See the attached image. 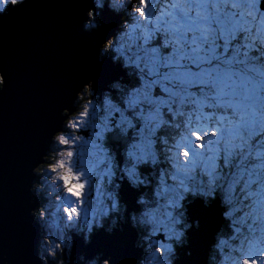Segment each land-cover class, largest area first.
<instances>
[{"label": "clouds", "instance_id": "clouds-1", "mask_svg": "<svg viewBox=\"0 0 264 264\" xmlns=\"http://www.w3.org/2000/svg\"><path fill=\"white\" fill-rule=\"evenodd\" d=\"M29 3L30 0H0V20L11 19ZM90 3L91 7L87 8L81 18L82 29L87 33L98 31L103 27L102 12L105 8L121 16V23L117 26L116 32L100 44L97 59L103 61L110 58L114 64L120 63L124 69H127L129 76H133L132 64L135 63L136 68L140 65L130 61L125 55L121 39L130 29L146 26L149 20L157 15V4H160L159 12L163 11L167 0H163V3H160V0H90ZM260 3L261 0H220L217 6L213 0L211 13L208 12V6L205 4L199 11L198 19L205 21L206 25L196 26L203 29L202 35L206 37L199 47H203L204 44L209 45L206 54L186 61L185 70L179 75L171 71L162 75L163 81L172 82L174 86L176 82H179L180 87L184 89L192 88L194 85H206L207 89L201 90L200 94L203 96L215 94L217 104L209 107L214 112L218 107L223 113L218 117L219 122H213V127L228 140L227 147L230 150L227 152L226 166L230 165L231 158L237 155L242 157L241 164L249 157L258 161L247 169L238 165L239 172L234 180L235 183L229 184L224 190L228 195L219 194L224 208L223 218L226 221L231 220L228 227L232 229L234 224L242 223L249 216L254 219L264 217V207H261L264 206V159H261V154L264 153V10H261ZM233 4L236 7H232ZM191 7L192 5L189 4V8ZM221 15H227L233 20L239 29V34L244 33L243 41L234 44L231 53L228 49L227 34H222L220 37L224 41L222 46L218 42L212 46L213 41L218 40L215 25ZM236 37L237 33L233 32L231 38L235 40ZM250 41H255L254 55L251 54L253 45ZM242 46L247 48L244 55H241ZM169 59L165 57L166 61ZM140 71L143 72V69ZM7 76V70L0 69V94L6 91ZM140 79L143 81L142 76ZM94 83L89 80L76 93L74 110L62 109L61 127L52 132L46 153L42 156L41 162L33 168V174L37 179L32 182L29 191L41 201L30 211L41 231L36 247L37 258L41 264H78V262L112 264V258H103V253H97L91 259H86L81 254L78 260H73L74 242L71 233L75 232L76 235L82 236L84 243L88 244L95 231L104 229L111 233L123 223H128L137 232L135 247L143 250V255L137 264H176L180 259L178 249L186 247L189 243V230L193 226L196 228L200 226L198 220H189L186 202L191 204L192 199L199 197L207 206L211 199L216 198L217 189H221L222 185L210 180L206 184L201 181L199 184L190 185L184 179H180L174 188L165 190L169 192L165 204L160 205L157 200L155 207H149L150 196L158 198L161 193L155 191L153 187L155 172L142 174L140 167L146 163L155 166L158 163L157 157L153 156L151 160L147 156L137 157L125 148L124 161L120 164L115 154L104 147L103 151L106 154L111 153L109 157L111 162L98 187L107 177V189L102 192L104 199L97 200L93 209L92 194L89 195V189L96 181L90 177L82 162L75 158L79 143L85 139L83 130H90L91 136L98 137L102 141H105L106 134L114 130H118L122 137H127L128 129L133 128L134 124L118 105L121 102L126 105L125 111L133 108L136 102H130L128 98L140 91L138 87L116 80L109 85L110 90H115V96L112 91L106 90L101 98L94 92ZM146 83L147 81H144V85ZM155 84L162 85L161 79H156ZM151 87L152 85L149 89ZM164 91L169 92L171 88L165 87ZM192 94L197 93L193 91ZM145 97L147 98V94ZM101 102L105 106H110L114 112L120 113L121 119L113 120L111 125L105 120L104 127L98 123L90 126L93 116L96 117L100 112ZM160 103L165 104L167 101ZM175 119L176 116L173 115V120ZM125 123L127 127L122 126ZM191 129L196 131V136H193L192 130L185 126L181 128L179 138L173 137L174 143L167 148V152L171 153L167 158L174 161L175 169L177 163L188 167L194 159V148H200V144L195 143L192 138L198 141L197 136H203L206 140L212 131V128H204L195 122ZM185 135L192 140L194 148L176 147ZM161 139L168 145L166 138ZM254 139L257 142L255 153L251 144ZM241 149L243 152L240 151ZM185 152L192 155L185 156ZM180 154L183 156L182 160ZM128 158H131V166L128 165ZM185 160L189 161V165H184ZM125 179L133 188L139 189L143 186L152 189L151 193L144 191L138 197L137 204L140 206L138 212H129L127 205L119 197L118 181ZM172 179L176 180L177 176L173 175ZM241 180L243 187L240 189V196H233L231 193L234 191V185ZM189 196L192 199H187ZM244 200L249 201L250 209L245 211L239 220H232L236 209L232 205L238 202L240 206ZM258 207H261L260 213H257ZM160 208H163L162 212ZM224 231L225 227H222L216 234L215 243L208 252L207 264H264V251H258L255 256L247 255L248 245L245 243L247 240L257 249L264 248V229L258 232L253 229L255 234L243 235L238 239L237 244H229V240H237V237L231 235L225 239L222 235ZM233 231L239 233L240 228L237 227ZM225 246L228 247L227 253ZM186 254L191 255V252ZM0 264H9L6 251L0 256Z\"/></svg>", "mask_w": 264, "mask_h": 264}, {"label": "water", "instance_id": "water-1", "mask_svg": "<svg viewBox=\"0 0 264 264\" xmlns=\"http://www.w3.org/2000/svg\"><path fill=\"white\" fill-rule=\"evenodd\" d=\"M88 7L90 0H30L11 19L0 20V69L8 73L6 91L0 94V256L6 251L9 264H41L36 255L39 225L30 214L38 202L29 188L33 168L46 153L52 132L61 127L62 109L74 110L76 93L89 80L100 93L119 75L127 78L119 63L97 60L99 46L114 32L119 16L108 15L105 8L103 27L87 33L81 18ZM260 7L264 9V0ZM118 182L121 201L129 212H137L143 187ZM186 207L189 220L200 226L189 230V243L178 249L176 264H207L225 221L221 199L216 196L206 206L197 197ZM136 237L128 223L110 234L100 229L88 244L73 241V258L103 253L112 264H135L142 254L133 247Z\"/></svg>", "mask_w": 264, "mask_h": 264}, {"label": "rangeland", "instance_id": "rangeland-1", "mask_svg": "<svg viewBox=\"0 0 264 264\" xmlns=\"http://www.w3.org/2000/svg\"><path fill=\"white\" fill-rule=\"evenodd\" d=\"M160 3H163V0H160ZM159 8H160V4H157V14L159 13ZM120 19H121V16L118 17L116 27H117L118 23L120 22ZM254 31H255V29H253V32ZM139 32H140V29H135V31L133 29H130L122 39L125 38L124 41L127 42L129 45L131 43L134 47V40H135V37L139 34ZM243 37H244V33H240L238 36L237 42H242ZM164 38L165 37H164L163 33L155 34L153 36V42L150 43L149 46L150 47H162ZM122 39H121V41H122ZM140 43L142 44V41H140ZM218 43H220L221 46L223 45L222 40L218 41ZM152 44H153V46H151ZM129 49H131V47L127 48V50H124L125 55H127L129 57L130 61L134 62V60H135L134 54L136 52H138V49L134 48L131 51ZM168 50H170V49H168ZM168 50H166V51H168ZM220 50H222V47ZM140 55H143V53L141 52ZM132 68H133V74L134 75L138 74V77H136V78H138V83L136 85L135 84L130 85V82H131V79H130V80H128V82L126 84L129 86L135 85V87L140 88V91L138 93H136L132 97L128 98L129 101H132L133 99H135L136 103H135L133 108L127 109L126 111H125L126 105H124L122 102L118 106L121 108L122 111H124L125 116H128V114L132 113L133 114L132 122H133L134 126L136 124L138 126H135V128L128 129V132L132 137L131 140L129 141L130 143L128 142L129 144H131V146H128L129 144L127 143L128 145H126L124 147V150L126 148L127 151H131L137 157L147 156L149 158V160H151L153 156L157 157L158 163L155 166L151 165L150 163H146L140 167V172L142 174H150V173L155 172L153 187H154L155 191H159L161 193V195L158 198L155 196H150L151 203L149 204V207H155L157 200H158L160 205H163L167 202V197L169 195V192H167L165 190L174 188L179 183L180 179H184L190 185L191 184H199L201 181H203L206 184L208 181V176H207L206 172L210 169H205L201 165V166L196 167L193 170H190L187 173V175H185L183 173H178L176 171V169L173 167L174 161L169 160L167 158V157L171 156V153L167 152V148L169 145L174 143L173 137L179 138L181 128H183V125L181 122L184 119L183 117H176L175 120H172L173 125H167L166 126V127L170 128V131H163V129L165 127L163 128L161 126L159 127V129L156 128V124H158L156 119L161 118L162 114L165 115L166 114L165 111H168L167 105L160 103V101H169V93L165 92L164 88L165 87L172 88L174 85L171 82H169V84H166V82H164L162 80V75L165 72L171 71V69L166 68V67H162V66L159 67L160 75H159V77H157V76H149L148 70L144 64L142 65L140 63V67L138 68L139 70H137V68L135 67V63H133ZM121 69H124V68L121 66ZM140 69H144L143 72H141ZM165 69H168L169 71H164ZM124 75H126L127 77L129 76L127 69H125ZM141 76L143 77V81L140 79ZM123 78L127 79L126 77H122L121 75L118 76V80L122 79V81H124ZM158 78L161 79L163 86L161 84H153L150 89H145L143 87L144 81L156 80ZM122 83H124V82H122ZM154 87H159L161 89V91H163L165 93V95L159 96L158 91H155L152 94V89ZM175 87H176V89L180 88L179 82H176ZM125 91L127 92V89ZM193 91H196V89H193ZM145 92H147V98L145 97V94H144ZM176 99H177V103L172 104V105H174L175 110H177V108H178V98H176ZM143 101H148L150 104H153L154 106L146 107V106H144V104H146V103ZM99 107H100V109L102 108V110H100L102 113L97 114V116H96L97 118L93 117V120L97 119V123L100 124L101 127H104L105 120H107L109 122V125H111V122L113 120L121 119L120 113L114 112L110 106H105L101 102ZM158 107L160 110V115L159 116L156 115L158 118H154L155 114H157L156 110ZM184 110L187 111V107ZM206 111H207V109H206ZM110 113H111V115H109ZM170 117L172 118V116H170ZM176 123H181V128H176L175 127ZM122 126L127 127V124L125 123ZM152 129H155L154 133H153ZM162 137L166 138L168 140V142H169L168 145L163 143V141L161 139ZM121 138H122V142H121V145L119 146V151H118V153L115 154L116 159H117L118 163H120V164H122L121 163V157L124 159V154L121 156L120 151L122 150V146L125 145L126 142L128 141L129 137L128 136L127 137L121 136ZM192 139L194 140L195 143H199V144L204 145L203 149L202 148H198V149L194 148V151L206 150V146H207L206 140L203 137H201V139L198 141L195 138H192ZM257 139H259V138H257ZM119 141L120 140L118 139V142ZM132 141H135V142L131 143ZM97 144H98V141L96 139H94V140L93 139L92 140L83 139L79 143V147L76 149V157H75L78 159V161L82 162V165L88 170L90 177L96 181L95 183H93L91 185V187L89 189V195L92 194L91 198L93 200V204L91 207L93 209L96 206L97 200L104 199V196H102V192H105L107 189V177H105L104 182L100 187H98V184L102 183V181H103L104 174H105L104 167L106 166L108 168L109 163L111 162L109 159L110 155L106 154L103 150L97 149L98 148ZM251 144H252L253 153H255L256 147H257L256 139L251 141ZM152 147H153V151H152ZM124 150H123V153H124ZM143 150H145L144 153H143ZM162 153H164V154L162 155ZM118 155H119V159H118ZM224 156H225V153L223 151H221L218 155V158L215 161V163H216V176H217L215 183L222 185L221 189H217V191L219 192V194L221 196L228 195V193L224 190H226L228 188L229 184L233 183V181L238 176L239 169L237 166L239 165L240 167H243L246 169L250 167L249 162H247L246 164H244V163L241 164L240 162L233 161L234 157L231 158L233 160H231V163H230V164H233L234 167H230L229 165L226 166L224 163ZM249 158H253V157H249ZM180 159L181 160L183 159L182 154H180ZM237 159L241 160V156L237 155ZM220 160H222V161H220ZM127 162H128V165L131 166V162H132L131 158H128ZM257 162L258 161H255V163H257ZM89 163H92V164H89ZM173 175L177 176L176 180L172 179ZM246 178L247 177L245 176V179ZM36 179H37V176L34 175L32 178V182ZM169 182H171V183H169ZM242 187H243V180H241L240 183L234 185V191L231 194L233 196L239 197L240 196V189ZM253 190H255V185H253ZM144 191H148L149 193H151L152 189H151V187H147V188L143 187V191L138 195V197ZM221 196L219 197L220 199H221ZM138 197H137V199H138ZM187 199H192V197L189 196ZM86 203H87V201H86ZM232 207L238 208V211L233 213L232 220H239L243 216L244 212L250 209L251 205H250L249 201L244 200L242 203H240V206L237 202V203L233 204ZM261 207H264V206H261ZM261 207L257 208V213H260ZM159 210L162 212L163 208H160ZM138 211H140V209ZM228 223L231 224V220H229ZM233 226L235 228H237V227L240 228V232L233 234L237 237V240H234V241L229 240V244H237L239 242V240H238L239 238H241L245 234L246 235L249 234L250 231L253 230L254 228L257 229L256 227H260L261 229H264V217H262L260 219H254L252 216H249V217L245 218L242 223H237V224H234ZM215 237H216V235H215ZM224 238L228 239L227 236H224ZM136 240H137V237L133 241V247H135ZM141 251H142V254H141V256H142L143 250L141 249ZM225 252L226 253L228 252L227 246H225ZM96 254H93L92 257L95 256ZM86 259H88V258H86Z\"/></svg>", "mask_w": 264, "mask_h": 264}, {"label": "snow or ice", "instance_id": "snow-or-ice-1", "mask_svg": "<svg viewBox=\"0 0 264 264\" xmlns=\"http://www.w3.org/2000/svg\"><path fill=\"white\" fill-rule=\"evenodd\" d=\"M215 2L217 6H219L220 0H215ZM189 4L192 5L191 8H189ZM205 4L208 6V12L211 13L213 11V0H167L164 10L155 15L154 19L149 20L146 26H142L139 34L135 37L134 46L138 49V52L134 54V62L139 65L143 62L148 70L149 76L159 77V67L161 66L169 68L171 69V72L179 75L185 70L186 61L196 59L198 56L206 54L209 45L204 44L203 47H199L206 37L202 35L203 29L196 26L197 24L206 25L205 21L198 19L199 11L203 9ZM232 7H236V5L233 4ZM225 8L227 9V4H225ZM215 26L218 40L213 41L212 46L218 41H223V39L220 38L222 34H227L229 36L227 42L228 49L229 53H231L233 45L239 43L237 42L239 29L235 26L233 20L227 15H221L217 19ZM135 29L136 28L133 30L135 31ZM233 32L237 33L235 40L231 38ZM157 33H163L165 37L162 47H149L153 36ZM140 41H142V44ZM250 43L253 45L251 54L254 55L255 41H250ZM246 51V46H242L241 55H244ZM141 52L143 55H140ZM165 57L170 59L166 61ZM155 83L156 80H150L147 81L143 87L149 89V86ZM193 89H196V95L192 94ZM206 89V85H194L192 88L188 89H184L183 87H180L179 89H171V91L168 92L169 101L165 104L168 107V111L171 109L169 112L172 113V118L173 115L184 118L181 122L183 127L187 126L192 130L191 126L195 122L198 125H202L204 128H212L210 136L206 139V150L199 152L194 151V159L191 161L190 166L185 167L177 163L176 171L187 175L190 170L202 165L205 169H210L206 172L208 181L215 182L217 179L215 161L218 158L219 153L223 151L225 153V163L227 152L230 149L227 147L228 140L224 138L222 134L218 133L215 127H213V122H219L218 117L223 115V113L218 107L215 112L209 107V105H216L217 101L215 94L212 96H203L200 94L201 90ZM144 94L146 95L147 92ZM176 98H178L179 107L177 110L173 111L172 104L177 103ZM130 102H135V99ZM186 107L187 111L184 110ZM156 113L157 116H159L160 110H156ZM165 123H167V121L161 118L159 123L156 124V128H159ZM181 123H176L175 127L181 128ZM225 126H227L226 122ZM152 131L154 133L155 129H152ZM192 135H197L195 130H192ZM201 137L203 136H197V139L200 140ZM182 146L185 148H194L192 140L189 139L187 135L183 136L181 142L176 144L177 148ZM200 148L203 149L204 145L200 144ZM240 151L243 152V149ZM184 155L189 156L192 154L185 152ZM261 159H264V153L261 154ZM184 165H189V161L185 160ZM233 183H235V181H233ZM237 211L238 208L234 210V212ZM245 243L248 245L246 248L247 255L255 256L258 251H264V248L257 249L253 243L247 240ZM241 247L243 250L244 246L242 245Z\"/></svg>", "mask_w": 264, "mask_h": 264}, {"label": "flooded vegetation", "instance_id": "flooded-vegetation-1", "mask_svg": "<svg viewBox=\"0 0 264 264\" xmlns=\"http://www.w3.org/2000/svg\"><path fill=\"white\" fill-rule=\"evenodd\" d=\"M127 79L128 80H130L131 78H130V76H128L127 77ZM110 85V84H109ZM109 85H107V86H109ZM108 90H110V89H108ZM106 91V88L104 89V90H102L100 93H95L96 94V96L97 97H101L102 98V94L104 93ZM112 91V90H111ZM113 91H115V90H113ZM95 92V91H94ZM113 93V92H112ZM158 94H159V96H163V95H165V93L163 92V91H158ZM113 96H115V92L113 93ZM154 96V95H153ZM89 98H90V96H89ZM143 102H145L146 104H144V106H146V107H150V106H154L153 104H150L148 101H143ZM101 104V103H100ZM99 104V105H100ZM104 108V107H103ZM100 110H102V108L100 109ZM102 112L100 111L98 114H101ZM128 116L132 119L133 118V114L131 113V114H128ZM93 117H95V116H93ZM97 118V117H96ZM96 124L97 123V119L95 120H92V121H90V126H92V124ZM135 126H138L137 124L135 125ZM135 126L133 127V128H135ZM87 131V134L86 135H84V137H85V139H89V140H94V139H96L97 141H98V144H97V146H98V148L97 149H99V150H103V148L104 147H107L109 150H110V152H112V153H114V154H116V153H118V149H119V146L121 145V142H122V138H121V135H120V133L117 131V130H114L113 132H111V133H108V134H106V138H105V141H102L101 139H99L98 137H95V136H91V131L90 130H86ZM96 131H99V129H96ZM118 133V134H117ZM128 137H129V139H128V141L126 142V144L125 145H123L122 146V150L120 151V155L122 156L123 155V150H124V147L126 146V145H128L130 142V140H131V135L129 134V132H128ZM118 139L120 140L119 142H118ZM129 142V143H128ZM133 142H135V141H132L131 143H133ZM128 143V144H127ZM113 146H115V148L113 149ZM131 146V145H130ZM108 155H111V153H107ZM118 159H119V155H118ZM123 161H124V159L121 157V163H123ZM89 164H92V163H89ZM102 169V168H101ZM107 167L105 166L104 167V172H106L107 171ZM103 170V169H102ZM72 233H74V234H76L75 232H72ZM71 233V234H72ZM72 256L73 257H75L76 255H74L73 253H72ZM72 257V259L73 260H75L74 258Z\"/></svg>", "mask_w": 264, "mask_h": 264}, {"label": "trees", "instance_id": "trees-1", "mask_svg": "<svg viewBox=\"0 0 264 264\" xmlns=\"http://www.w3.org/2000/svg\"><path fill=\"white\" fill-rule=\"evenodd\" d=\"M120 23H121V19H120ZM141 64L143 65L144 63L143 62H141ZM137 70H139L138 68H137ZM164 71H169L168 69H165ZM159 73H160V71H159ZM136 77H138V74L137 75H134L133 74V77L132 76H130V78H131V82H130V85H133V84H137L138 83V78H136ZM164 82H166V84H169V81H164ZM172 83V82H171ZM134 85V86H135ZM171 89H176V87L175 86H173ZM164 96V95H163ZM89 98V97H88ZM178 107H179V103H178ZM172 108H173V111H175V109H174V105H172ZM162 113V112H161ZM165 115H163L162 114V119L163 120H165V121H167V123H165V124H162L161 125V127H165L164 129H163V131H170V128H168V127H166L167 125H173V122H172V118L170 117V116H172V113H170L169 111H165ZM157 114H155V118H158L157 116H156ZM161 118H158V119H156L157 120V122L159 123V120L161 119ZM156 122V121H155ZM173 127V126H172ZM159 129V128H158ZM157 129V130H158ZM161 130V129H160ZM131 144H129L128 146H130ZM144 151L145 150H143V153H144ZM152 151H153V147H152ZM164 153H162V155H163ZM165 156V155H164ZM241 159H242V157H241ZM231 160H233V159H231ZM220 161H222V160H220ZM233 161H235V162H241V160H239V159H237V156H235L234 157V160ZM255 161H257V160H255V159H253V158H249L247 161H244V164H246L247 162H249L250 164V166L252 165V164H255ZM230 167H234V165L233 164H230L229 165ZM218 194H219V192H218ZM217 194V195H218ZM219 196V195H218ZM220 197V196H219ZM39 202H41L40 200H38ZM228 225H229V223H228V221H224V223H223V225H222V227H225V231L222 233V235H224V236H227V237H230L231 235H233L235 232L233 231L234 229H235V227L233 226V229L232 228H229L228 227ZM221 227V228H222ZM253 227V226H252ZM254 228V227H253ZM257 228V232L260 230V227H256ZM255 229V228H254ZM221 230V229H220ZM219 230V231H220ZM218 231V232H219ZM245 233V232H244ZM250 233H253V230H251L250 231ZM253 234H255V233H253Z\"/></svg>", "mask_w": 264, "mask_h": 264}, {"label": "bare ground", "instance_id": "bare-ground-1", "mask_svg": "<svg viewBox=\"0 0 264 264\" xmlns=\"http://www.w3.org/2000/svg\"><path fill=\"white\" fill-rule=\"evenodd\" d=\"M113 34V33H112ZM140 209V208H139Z\"/></svg>", "mask_w": 264, "mask_h": 264}]
</instances>
